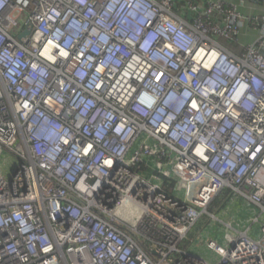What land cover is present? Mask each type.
Masks as SVG:
<instances>
[{
  "label": "built area",
  "instance_id": "obj_1",
  "mask_svg": "<svg viewBox=\"0 0 264 264\" xmlns=\"http://www.w3.org/2000/svg\"><path fill=\"white\" fill-rule=\"evenodd\" d=\"M238 4L0 0V264H264V14Z\"/></svg>",
  "mask_w": 264,
  "mask_h": 264
},
{
  "label": "crops",
  "instance_id": "obj_2",
  "mask_svg": "<svg viewBox=\"0 0 264 264\" xmlns=\"http://www.w3.org/2000/svg\"><path fill=\"white\" fill-rule=\"evenodd\" d=\"M212 1H222V2L236 3V4L240 2V0H212ZM238 5L240 6V10L242 11V13L246 16H249L250 14H257V15L264 14V0H257L255 2L252 0H246L244 6L240 4ZM257 37H258L257 33L250 31L249 26L247 24L242 23V37L240 41L244 47L253 44L256 41ZM231 48L235 52H239V45L238 46L233 45L231 46ZM244 215H246V213Z\"/></svg>",
  "mask_w": 264,
  "mask_h": 264
},
{
  "label": "rangeland",
  "instance_id": "obj_3",
  "mask_svg": "<svg viewBox=\"0 0 264 264\" xmlns=\"http://www.w3.org/2000/svg\"><path fill=\"white\" fill-rule=\"evenodd\" d=\"M15 163L14 157L7 152L1 151L0 150V173H4L8 175L11 171L12 165ZM238 203L235 202L233 199H229L227 203L225 204L224 209H222L221 216L224 218L226 216V219L231 221L234 218H238V215L242 212L245 214V211L243 210V207L240 205H237ZM237 205V207H236ZM219 210V209H217ZM221 210V209H220ZM234 217V218H233ZM245 219L243 220L244 222L247 221L248 217L245 215ZM214 228V226H212ZM219 244L221 246H225V242L223 239H219Z\"/></svg>",
  "mask_w": 264,
  "mask_h": 264
},
{
  "label": "trees",
  "instance_id": "obj_4",
  "mask_svg": "<svg viewBox=\"0 0 264 264\" xmlns=\"http://www.w3.org/2000/svg\"><path fill=\"white\" fill-rule=\"evenodd\" d=\"M178 3V8H177V13L178 14H182V9L186 6V4L190 1V0H176ZM231 193L229 191H225L222 195L219 196V198L216 200V202L214 203L213 206V210H217V209H221L220 211H222V209H224L225 204L227 203V201L231 198ZM237 205H240L241 207H243V210L245 211V208L243 206L242 202H238ZM236 205V207H237ZM240 216L243 218L244 217V213H240ZM207 223V220L203 221L202 225H205Z\"/></svg>",
  "mask_w": 264,
  "mask_h": 264
},
{
  "label": "water",
  "instance_id": "obj_5",
  "mask_svg": "<svg viewBox=\"0 0 264 264\" xmlns=\"http://www.w3.org/2000/svg\"><path fill=\"white\" fill-rule=\"evenodd\" d=\"M27 35H29V33L27 32V33H25V34H23L20 38H24V37H26Z\"/></svg>",
  "mask_w": 264,
  "mask_h": 264
}]
</instances>
